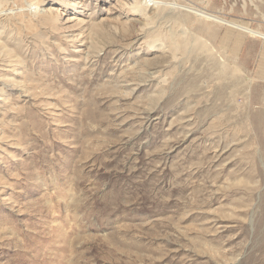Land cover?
I'll list each match as a JSON object with an SVG mask.
<instances>
[{"label": "rangeland", "instance_id": "1", "mask_svg": "<svg viewBox=\"0 0 264 264\" xmlns=\"http://www.w3.org/2000/svg\"><path fill=\"white\" fill-rule=\"evenodd\" d=\"M156 1L0 0V264H264V0Z\"/></svg>", "mask_w": 264, "mask_h": 264}, {"label": "bare ground", "instance_id": "2", "mask_svg": "<svg viewBox=\"0 0 264 264\" xmlns=\"http://www.w3.org/2000/svg\"><path fill=\"white\" fill-rule=\"evenodd\" d=\"M161 1H156V0H146L145 3H142L141 1H138V0H132V2L130 3V8L135 12V13H139L143 16H148L147 15V7L148 6H154L156 7V5L160 4ZM166 4V3H165ZM171 5V4H170ZM174 8H179L177 6H172ZM185 8L189 11H192V12H195L197 14H200L204 17H207V18H210V19H213V20H216V21H219V22H224L223 18L221 17H218L216 15H212V14H208L204 11H200L199 9H196L194 7H191V6H185ZM25 10H28V11H32L34 14L42 11L41 10V7L39 6V4L37 2H32V3H29L28 4V7L24 8L23 6L22 7H14V8H11V7H6L4 4L0 3V16H3V15H9V14H14V13H17V12H22V11H25ZM36 11V12H34ZM31 12V13H32ZM148 23V22H147ZM231 23V22H230ZM235 27H239L240 29H243L245 31H249L250 33L256 35V36H260V37H264V33L262 32H259V31H256V30H253L251 28H248L246 26H243V25H240V24H233ZM143 33V32H142Z\"/></svg>", "mask_w": 264, "mask_h": 264}, {"label": "crops", "instance_id": "3", "mask_svg": "<svg viewBox=\"0 0 264 264\" xmlns=\"http://www.w3.org/2000/svg\"><path fill=\"white\" fill-rule=\"evenodd\" d=\"M259 70L264 72V62H260Z\"/></svg>", "mask_w": 264, "mask_h": 264}]
</instances>
